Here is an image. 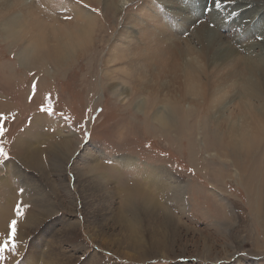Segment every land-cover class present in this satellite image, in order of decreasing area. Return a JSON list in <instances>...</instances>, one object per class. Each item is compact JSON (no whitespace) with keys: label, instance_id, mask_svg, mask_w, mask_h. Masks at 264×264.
<instances>
[{"label":"bare ground","instance_id":"obj_1","mask_svg":"<svg viewBox=\"0 0 264 264\" xmlns=\"http://www.w3.org/2000/svg\"><path fill=\"white\" fill-rule=\"evenodd\" d=\"M98 1L105 7L103 14H109L108 9L114 11V15L136 2L112 34L102 61L103 75L120 72L126 78H111V92L122 103L133 104V114L141 113L146 129L163 137L170 136L173 142L178 139L186 142V158L193 166L201 163L200 169L204 172H208L210 164L216 166L214 176L222 181L226 178L234 181L245 190L253 215H264V5L250 0H235L233 6L227 5V0H0V33L3 39H12V44H20L15 53L20 66L50 70L54 76L93 47L96 31L102 27L97 11L92 8ZM188 28L191 31L186 33ZM233 29L232 35L224 33ZM14 75L24 77L20 73ZM70 137L65 138L64 145L61 143L54 148L51 161L59 170L60 163L70 156ZM17 143L19 147L33 145L27 138ZM81 158L83 166L76 167L75 184L85 196V212L92 206L99 207L101 202H109V193L115 192L128 200L124 205L131 207L129 201L135 198L142 203V209L132 219L126 222L118 216V220H114L121 222L124 230H136V219L150 221L161 215L162 226L173 232L176 223L170 217L171 212L161 211L162 194L158 192L164 193L167 188L180 191L178 180L182 178L164 167L144 163L145 168L136 173L139 179L124 182L120 167L124 170L132 167L136 162L133 156L115 158L116 176H110L108 171L94 172L100 165L96 153L85 152ZM217 162L224 165L223 170ZM23 163L37 164L31 158ZM120 179L122 182L118 185ZM87 215L91 219L88 227L96 231L99 225L94 227L93 222H100L101 218L98 220L94 210L87 211ZM4 217L1 210L0 228L6 225ZM255 219L257 221V217ZM128 232L124 231L126 235L123 234L122 240L126 245L136 246L140 240L131 242ZM21 235L24 238L23 233ZM15 237L23 239L18 232ZM160 239L153 240L159 244ZM163 239V244L169 241L167 237ZM46 241L44 246H48L53 256L41 250L43 264H54L60 254L69 258L65 249L53 252V238ZM3 243L7 261L13 259L11 254L17 256L21 252V247H6ZM97 255L91 252L80 264H100ZM69 259L57 263L75 264L68 262ZM25 262L26 257L18 264Z\"/></svg>","mask_w":264,"mask_h":264},{"label":"rangeland","instance_id":"obj_2","mask_svg":"<svg viewBox=\"0 0 264 264\" xmlns=\"http://www.w3.org/2000/svg\"><path fill=\"white\" fill-rule=\"evenodd\" d=\"M234 1L227 0L226 4L233 6ZM250 1L264 5L262 0ZM135 3L128 4L117 15L108 9L109 14H103L105 7L100 1L97 6H92L102 25L96 31L93 47L54 76L50 70L20 66L15 55L20 44H12V39H3L0 33V149L7 154V159L0 156V211L5 215L3 222L6 223L0 228V264H18L25 257V264H43L44 252L53 256L49 254L52 251L48 246H44L50 237L53 238V252L65 249L70 258L60 254L54 264L68 259V262L80 264L93 251L97 252L96 259L100 264H264V215L256 216V221L245 190L230 179L222 181L215 177L216 166L210 164L208 172L201 171V163L193 166L186 158V142L180 139L173 142L170 136L163 137L146 129L141 122V113L133 114V104L122 103L111 92V78H126L120 72L103 75L102 61L107 55L112 34ZM208 26L212 24L208 22ZM189 31L188 28L186 33ZM232 31L235 30L224 33L232 35ZM14 73L24 74V77ZM49 106L53 109L52 114L42 110ZM67 136L72 140L70 156L60 163L62 168L59 170L52 165L53 151L67 140ZM26 138L33 144L30 148L17 146V140ZM85 152L98 156L100 165L94 172L103 174L108 171L110 176H116L117 156H133L136 162L131 169L120 167L124 182L139 179L136 173L145 168L144 163L164 167L182 178L178 180L180 191L167 188L163 190L165 194L158 192V195L162 194L161 211L171 212L170 217L176 223L173 232L162 226L160 214L159 218L150 221L136 219L137 229L133 232L124 230L123 224L114 220H118V216L126 222L132 219L142 209V203L135 198L129 201L131 207L124 205L128 200L115 192L109 193V202L87 209L88 212L94 210L98 220L101 218L100 222H93L94 227L99 225V229L90 230L91 219L85 212V196L75 184L78 177L76 167L83 166L81 154L83 156ZM30 158L37 164L23 163ZM218 166L224 169L222 163ZM120 181L122 179L118 185ZM111 182L116 184L113 180ZM189 186L193 189L190 190ZM17 211L22 214L18 215ZM12 220L19 221L15 233L9 227ZM47 224L51 225L46 227ZM124 231L128 232L130 238H127L131 242H140L136 246L126 245L127 242L122 240ZM17 232L21 238L23 233L24 238L18 240L15 237ZM167 233L171 235L167 236ZM166 237L169 243L163 244ZM157 238H161V244L155 243ZM2 243L6 247L19 246L21 252L17 256L11 254L13 259L7 261ZM41 250L43 254H40Z\"/></svg>","mask_w":264,"mask_h":264},{"label":"snow or ice","instance_id":"obj_3","mask_svg":"<svg viewBox=\"0 0 264 264\" xmlns=\"http://www.w3.org/2000/svg\"><path fill=\"white\" fill-rule=\"evenodd\" d=\"M34 88H35V85H34ZM42 110L48 112L49 114H52V111H53V109L51 108V106H49L47 108H44ZM0 156H3L5 159H7V154L4 153L2 149H0ZM17 214L18 215H21L22 213H20L19 211H17ZM16 224H17V221L16 220H12L11 223H10V225H9V227L12 229V232L13 233H15V231H16ZM13 247H15V246H13Z\"/></svg>","mask_w":264,"mask_h":264}]
</instances>
